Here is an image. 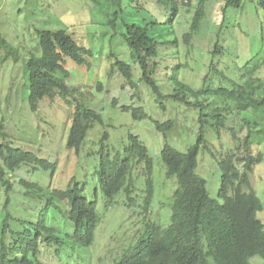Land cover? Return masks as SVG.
<instances>
[{"label": "rangeland", "instance_id": "1", "mask_svg": "<svg viewBox=\"0 0 264 264\" xmlns=\"http://www.w3.org/2000/svg\"><path fill=\"white\" fill-rule=\"evenodd\" d=\"M176 1L178 21L173 23L172 38H177L179 44L160 48V69L155 80L163 96L179 94L181 101L170 98L159 100L152 94L142 81L140 68L125 43L118 35L114 36L106 25L104 15L88 0H0V145L31 152L52 165L46 171L24 166L10 175L14 191L8 198L12 204L37 213V201L28 205L18 199L22 194L21 180L63 190L75 179L84 187L87 200L95 201L101 218L90 248L71 246L59 260L42 256V264H111L140 238L146 222L167 228L171 222V204L177 181L167 178L161 150L167 144L178 152L186 153L195 145L200 131L198 118L201 109H204V114H210L215 108L230 107L232 104L209 95V91L214 89L229 88V83L219 76L238 80L245 65L264 58V14L256 0H246L243 10L229 9L225 15L222 13L223 1H211L207 19L188 47L183 42V36L189 28L198 0H190V8L185 7V0ZM59 30L66 31L78 46L91 55L81 66L66 61L69 76L65 82L71 92L68 98L56 96L45 99L38 110L32 112L28 104L25 63L32 55L41 56L39 31ZM2 40L6 42V47H1ZM216 42H219L222 53L213 57L210 52ZM110 54L131 66L132 89L119 71L112 69ZM211 64L217 67L218 75L204 82ZM177 82L188 89L181 90ZM77 102L102 116V124L94 125L78 153L67 148ZM195 104L201 107L195 108ZM124 107L131 110L123 112ZM139 108L147 115L143 120L133 117V109ZM248 117L251 118V115ZM256 117L260 121L258 126H245L248 120L241 114L226 123L224 130L207 127V144L199 150L196 174L205 181L209 197L218 200L221 172L217 161L235 146L230 134L235 132L244 138L251 133L252 153L263 156L262 163L254 168L250 180L263 204V211L257 217L264 225V112L256 114ZM167 121H173L175 129L164 136L156 125ZM131 136L137 137L143 144L153 163L154 196L146 216L142 212L143 178L137 182V202L130 208L126 207L122 194L107 205L98 183L101 151L111 157L123 156ZM6 198L0 187V222ZM51 224L60 231L71 232L70 226L60 217H55ZM250 263L264 264V259L254 257Z\"/></svg>", "mask_w": 264, "mask_h": 264}, {"label": "trees", "instance_id": "2", "mask_svg": "<svg viewBox=\"0 0 264 264\" xmlns=\"http://www.w3.org/2000/svg\"><path fill=\"white\" fill-rule=\"evenodd\" d=\"M88 1L104 15L106 25L114 36L118 35L125 43L133 61L140 68L142 81L152 94L159 100L170 98L181 101L179 94L163 96L155 80L160 69V48L179 44L177 38H172L173 23L178 21L177 1ZM185 1V7L190 8V0ZM211 1L198 0L189 28L183 36L187 47L201 31ZM222 1L223 15L229 9L243 10L246 3V0ZM256 2L264 14V0ZM37 35L41 56L32 55L25 63L28 104L32 112H36L45 99H54L56 96L68 98L71 92L65 82L69 76L65 68L66 61L81 66L86 62L85 58L91 55L78 46L66 31H39ZM6 45L2 40L1 47ZM221 53L222 48L216 42L210 54L215 57ZM109 58L113 61L112 69L118 70L132 89L131 66L114 54H110ZM263 72L264 58L252 60L245 65L238 80L219 76L229 83V88L214 89L209 91V95L227 100L232 103L230 107L215 108L210 114H204V109H201L197 142L186 153L164 145L161 160L166 168V176L177 181L171 204L170 225L164 229L146 222L140 238L123 250L111 264H251L250 260L254 257L264 259V225L257 217L263 211V204L255 194L250 180L254 168L262 163L263 156L261 153H252V134L241 138L231 132L235 146L217 161L221 172L218 200L209 197L205 181L196 174L199 150L207 144V127L224 130L226 123L241 114L248 120L245 126L260 124L256 114L264 112ZM214 75H218V70L211 64L204 82L210 81ZM176 84L181 90L188 89L179 82ZM194 107L201 106L195 104ZM130 110L129 107L122 108L123 112ZM133 117L143 120L147 115L139 108L133 109ZM95 124H102V116L77 102L67 148L78 153ZM156 128L166 136L174 131L175 123L167 121L157 124ZM212 157L216 158L213 154ZM24 166H34V169L44 171L52 168L48 161L39 159L31 152L0 145V187L7 197L0 222V264H42L41 257L44 255L59 260L71 246L90 248L101 218L95 201L87 200L84 187L75 179L63 190L49 189L39 183L21 180L19 184L22 194L18 199L28 205L37 201L38 212L34 213L12 204L8 198L14 191L10 175ZM152 172V160L137 137L129 138L123 156L118 154L111 157L102 150L97 177L107 205H111L122 194L127 208L135 206L137 182L143 178L142 212L144 216L148 215L154 196ZM55 217L62 218L70 226L71 232L54 228L51 223Z\"/></svg>", "mask_w": 264, "mask_h": 264}]
</instances>
